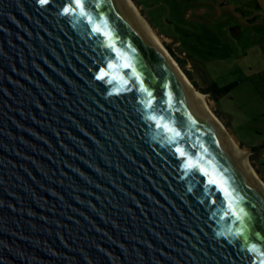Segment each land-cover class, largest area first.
<instances>
[{
    "label": "water",
    "instance_id": "obj_1",
    "mask_svg": "<svg viewBox=\"0 0 264 264\" xmlns=\"http://www.w3.org/2000/svg\"><path fill=\"white\" fill-rule=\"evenodd\" d=\"M82 3L0 0V264H264L245 155L126 0Z\"/></svg>",
    "mask_w": 264,
    "mask_h": 264
},
{
    "label": "rangeland",
    "instance_id": "obj_2",
    "mask_svg": "<svg viewBox=\"0 0 264 264\" xmlns=\"http://www.w3.org/2000/svg\"><path fill=\"white\" fill-rule=\"evenodd\" d=\"M133 1L264 179V0Z\"/></svg>",
    "mask_w": 264,
    "mask_h": 264
},
{
    "label": "bare ground",
    "instance_id": "obj_3",
    "mask_svg": "<svg viewBox=\"0 0 264 264\" xmlns=\"http://www.w3.org/2000/svg\"><path fill=\"white\" fill-rule=\"evenodd\" d=\"M126 1L134 8V10L136 11V14L140 17L141 21L143 22L144 27H146L148 29V32L157 41V43L159 44L160 48H162L163 52L167 55V57L172 62V65L176 67V69L178 70V73L182 76L183 80L187 84H189L191 87L194 88L191 80L189 79L190 77H188L186 75V73L181 68L180 64L177 62V60L168 51V49L166 48V46L163 43V38L161 37V35L159 33H157L156 28L150 22H148L149 20L147 21L145 19L144 15L140 11V8L135 4V2L133 0H126ZM196 93L200 97H202L204 104L209 109L210 113L214 117V119H215L216 123L219 125L220 129L229 137L230 142L232 143V145L240 152V154L245 155V160H246L248 168L250 169L252 174L256 177V179L259 181V183H261L263 185L262 187L264 188V179L261 178V175L254 168V166L251 163L250 158H249L248 153L246 152V150L241 148L239 146V144H238L239 141L237 140V138L233 134L229 133L228 128L226 127V125L219 118V116L213 111L211 105L209 104V101H208L207 97L204 94L200 93V92H196Z\"/></svg>",
    "mask_w": 264,
    "mask_h": 264
},
{
    "label": "trees",
    "instance_id": "obj_4",
    "mask_svg": "<svg viewBox=\"0 0 264 264\" xmlns=\"http://www.w3.org/2000/svg\"><path fill=\"white\" fill-rule=\"evenodd\" d=\"M182 63V60H179ZM232 85L227 86V87H219L217 83L212 82L208 85V87L206 89H203L204 92L206 93H210L213 94L214 97H219L223 92H226L227 90H229L231 88ZM262 147H264V145H260V146H254L252 147L254 150H260L262 149Z\"/></svg>",
    "mask_w": 264,
    "mask_h": 264
},
{
    "label": "snow or ice",
    "instance_id": "obj_5",
    "mask_svg": "<svg viewBox=\"0 0 264 264\" xmlns=\"http://www.w3.org/2000/svg\"><path fill=\"white\" fill-rule=\"evenodd\" d=\"M39 2H40L41 4H47V3L49 2V0H39ZM75 2H76V7L82 10V9H83V3H82V0H75ZM65 11H66V12H67V11H72V9H65ZM83 14L86 15V13H83ZM137 75H138V74H137ZM101 78H103V77H101ZM141 90H142V91H145V92L148 91L146 88H142ZM148 95L151 96V93H148ZM148 106H149V107L151 106V102H149ZM177 135H179V133H177ZM238 218H239V217H238ZM252 251H256L255 246H253ZM261 255H264V253H261Z\"/></svg>",
    "mask_w": 264,
    "mask_h": 264
}]
</instances>
